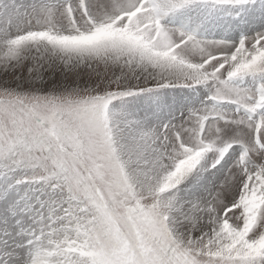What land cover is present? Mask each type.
I'll use <instances>...</instances> for the list:
<instances>
[{
  "label": "snow or ice",
  "instance_id": "snow-or-ice-1",
  "mask_svg": "<svg viewBox=\"0 0 264 264\" xmlns=\"http://www.w3.org/2000/svg\"><path fill=\"white\" fill-rule=\"evenodd\" d=\"M0 264H264V0H0Z\"/></svg>",
  "mask_w": 264,
  "mask_h": 264
}]
</instances>
